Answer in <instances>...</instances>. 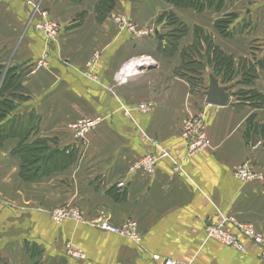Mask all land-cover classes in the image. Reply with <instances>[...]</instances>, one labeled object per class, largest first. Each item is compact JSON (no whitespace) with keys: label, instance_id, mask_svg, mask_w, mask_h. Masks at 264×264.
Returning a JSON list of instances; mask_svg holds the SVG:
<instances>
[{"label":"crops","instance_id":"crops-1","mask_svg":"<svg viewBox=\"0 0 264 264\" xmlns=\"http://www.w3.org/2000/svg\"><path fill=\"white\" fill-rule=\"evenodd\" d=\"M98 2L0 0L1 82L7 69L18 67L24 90L9 88L0 98L16 106L0 120V264H163L167 258L180 264H264L260 247L232 224L226 226L239 237L242 252L207 239L204 231L208 222L231 218L264 237V132L246 137L249 119L264 125V105L237 95L254 91L264 98V0H223L219 12L163 0H115L102 21ZM36 11L60 26L55 43L47 44L35 29ZM163 14L186 27L171 45L165 38L177 28L158 23ZM117 18L146 34L128 32ZM229 18V35L223 36L215 23ZM214 48L232 60L226 81L208 63ZM185 51L200 68L203 87L212 76L226 88L225 106L207 105L204 93L191 92L181 76ZM44 52L48 67L36 68ZM142 60L134 75L118 82L122 66ZM244 65L256 71L251 84L243 82ZM141 103L152 109L137 112ZM86 118L101 121L76 142L69 126ZM198 118L206 147L188 156L183 128ZM152 140L168 157L151 176L130 172L143 156L159 153ZM37 142L48 150L33 178L24 181L17 151ZM247 161L258 179L234 176ZM62 205L80 210L82 222L55 225L50 212ZM104 221H134L138 241L101 230ZM67 243L82 250L85 260L67 256Z\"/></svg>","mask_w":264,"mask_h":264},{"label":"built area","instance_id":"built-area-1","mask_svg":"<svg viewBox=\"0 0 264 264\" xmlns=\"http://www.w3.org/2000/svg\"><path fill=\"white\" fill-rule=\"evenodd\" d=\"M29 5H32V0H22ZM39 20L35 24V29L43 32L47 44L55 43L58 39L60 26L53 20H51L48 14L44 11H36ZM117 23L125 28L128 32L137 36H143L146 33L137 28L134 24L128 22L124 18H117ZM142 61L128 62L122 66L119 71L118 82H124L127 78L131 77L137 72V69L142 65ZM36 68H47V52H44L36 63ZM152 109V104L141 103L138 104L135 110L141 114L148 113ZM126 114L128 110L124 111ZM101 121L100 118H86L78 120L77 122L69 126V130L73 134V138L76 142L84 140L85 136L90 133ZM184 140L187 143V155L192 156L193 154L201 151L206 147L205 132L203 130L202 120L195 119L185 123L182 134ZM155 149L159 150L158 154H147L138 160L134 165L129 168L130 172L141 171L147 176H151L159 160L167 158L168 154L161 150L158 146V142L155 140L150 141ZM260 143L255 145V148ZM234 176L241 181H252L259 177L253 172L251 163L249 161L243 163L241 166L235 169ZM50 217L53 223L60 226L65 221L82 222V215L80 210L69 206H61L55 208L50 212ZM226 224H232L240 233L241 236L249 240L254 245L260 247L262 251V257L264 258V237L257 234L251 225L239 224L234 222L233 219H223L221 223L215 224L208 222L205 226V235L207 239L214 240L219 244L229 247L233 250L242 252L244 246L241 243L239 237L235 235L230 229L227 228ZM100 229L113 235L120 236L132 241H138L136 229L137 225L134 221H126L120 226H114L108 221L101 222L99 224ZM65 253L70 258L78 261L85 260V254L78 247L73 246L70 243L65 245ZM157 259V257H154ZM163 264H180L179 262L172 259H164Z\"/></svg>","mask_w":264,"mask_h":264},{"label":"trees","instance_id":"trees-1","mask_svg":"<svg viewBox=\"0 0 264 264\" xmlns=\"http://www.w3.org/2000/svg\"><path fill=\"white\" fill-rule=\"evenodd\" d=\"M169 4H172L178 8H190L195 10L196 12H201L205 8H213L216 12L221 10L223 5V0H163ZM115 4V0H99L98 4L95 7V12L99 21H102L106 15L113 9ZM230 18L229 19H220L215 23L216 29L223 35L228 36L230 32ZM164 22V26L170 28H177L175 32L171 35L166 36L165 44L171 45V43L176 42V40L186 32V27L180 23L172 14H163L159 17L158 23ZM197 40V39H196ZM206 44L208 43V47L211 45L208 42L207 38H204ZM164 53L169 52L167 49H163ZM191 54L190 51H185L183 53V73L182 77H185L190 85L191 92L199 91L200 93H204L207 88L203 87L202 80L200 79V75L197 72H200V68L197 67L195 62L189 57ZM208 63L213 65V75L215 77L221 76V78L226 81L232 77L233 73V64L230 57L224 55L218 49L214 48L211 51V56L208 58ZM256 65H260L259 61H256ZM3 69L0 68V82L2 78ZM191 75V76H189ZM256 75V71L251 65H244L242 68V77L243 82L246 84H251ZM21 78L22 73L19 71L18 67H13L7 69L6 73L3 76V80L0 85V98L2 97L3 91L9 88H12L13 91L23 93L24 90L21 87ZM238 96L244 97L249 96L248 100L252 103V105L256 107H260L264 105V98L254 91H250L248 93H238ZM18 101H22L25 97L21 95L13 96ZM16 106L11 102L6 101L5 99L0 100V120L9 112H12ZM246 132V137L249 132L253 134H257L258 132H264V125L257 126L256 124L252 125L251 120H248V128ZM47 147L41 143L37 142L32 146H26L18 148V153L22 157V166L20 176L22 180L27 181L33 178V174H36L38 168L35 166L36 163L42 160V154L47 151ZM70 157V156H69ZM62 164L65 165L68 163L67 160L62 159ZM37 169V170H36Z\"/></svg>","mask_w":264,"mask_h":264},{"label":"water","instance_id":"water-1","mask_svg":"<svg viewBox=\"0 0 264 264\" xmlns=\"http://www.w3.org/2000/svg\"><path fill=\"white\" fill-rule=\"evenodd\" d=\"M205 103L210 106H225L228 102V95L225 87H220L218 81L209 76L208 87L204 92Z\"/></svg>","mask_w":264,"mask_h":264},{"label":"rangeland","instance_id":"rangeland-1","mask_svg":"<svg viewBox=\"0 0 264 264\" xmlns=\"http://www.w3.org/2000/svg\"><path fill=\"white\" fill-rule=\"evenodd\" d=\"M92 132V131H91ZM89 134V133H88ZM87 134V135H88ZM62 206H69V205H62ZM59 207H61V206H59ZM69 207H71V206H69ZM56 208H58V207H56ZM72 208H74V207H72ZM54 210V209H53ZM52 212V211H51Z\"/></svg>","mask_w":264,"mask_h":264}]
</instances>
